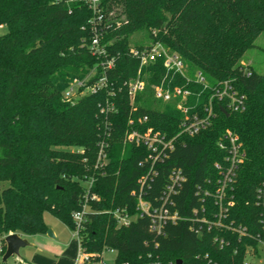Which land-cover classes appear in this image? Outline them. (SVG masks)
<instances>
[{
	"label": "trees",
	"instance_id": "16d2710c",
	"mask_svg": "<svg viewBox=\"0 0 264 264\" xmlns=\"http://www.w3.org/2000/svg\"><path fill=\"white\" fill-rule=\"evenodd\" d=\"M102 6L109 23L102 42L115 56L109 71L115 95L103 90L69 102L63 94L70 81L100 63L90 49L94 14L87 0H0V25L7 28L0 35V183L6 184L0 188V234L47 233V212L74 230L72 215L82 208L85 181L93 177L98 197L89 200L80 232L91 258L101 260L104 249H113L115 264H243L248 249L259 254L264 240L257 205V189L264 185V72L242 64L264 32V0H102ZM140 29L149 31L146 45L163 42L211 83L234 79L247 98L242 112L227 115L217 108L211 127L181 135L154 165L147 146L127 141V132L153 127L172 137L183 115L172 104L150 105L161 61L131 103L126 82L137 75L140 61L130 55V35ZM107 101L114 111H103ZM144 115L149 121L140 123ZM226 129L238 135L245 157L228 191L234 203L225 226L208 230L202 219H214L218 206L202 191L220 177L215 163L225 157L218 140ZM104 138L107 160L97 165ZM174 171L185 177L166 203L177 220L167 219L160 232L146 214L128 226L118 224L114 209L137 213L133 192L142 186L153 208L163 205ZM216 237L226 244L221 247ZM6 248L5 242L0 264H15L3 262Z\"/></svg>",
	"mask_w": 264,
	"mask_h": 264
},
{
	"label": "built area",
	"instance_id": "2783aa9c",
	"mask_svg": "<svg viewBox=\"0 0 264 264\" xmlns=\"http://www.w3.org/2000/svg\"><path fill=\"white\" fill-rule=\"evenodd\" d=\"M87 2L94 14L91 20L94 34L90 49L92 54L99 58L100 63L90 70L87 77H74L70 81L63 94L64 99L69 102L103 90H108L109 95H115L114 89H111L109 76V71L115 66V56L109 54L108 44L102 42L104 32L109 27L108 19L103 12L102 0H87ZM153 35L157 36L156 30L153 31ZM130 55L140 61L137 75L126 82L131 103L134 105L138 94L146 89L148 79L153 75L152 73H158V62L161 61L163 74L157 83L151 85L153 97L162 104H172L183 115L179 125L180 130L172 137H168L166 133L155 130L153 127H147L144 130L140 127H131L127 132L129 142L147 146L151 153L149 158L152 159L153 165L157 161L163 160L168 150L175 148L176 141L181 135L194 136L211 127L218 116L217 108L221 112V108H224L228 113L242 112L246 109V95L239 90L234 79L211 83L203 71L191 69L178 52L171 50L159 40L153 41L143 48L131 47ZM148 69H150L149 72ZM114 110V103L107 101L103 111L108 113ZM138 121L145 123L149 121V117L148 115L141 116ZM130 124H133V120H130ZM218 146L225 152L224 160L215 163L220 177L216 181V186H212V188L210 186L213 183L208 180L202 191L205 198L213 196L216 200L215 204L218 206V213L214 219L207 217L202 219L208 230H212L213 227L225 226L223 219L227 216L229 207L234 203L233 196L228 197V191L236 181L238 169L245 157V151L239 137L231 129H226L222 133L218 140ZM107 147L108 143L104 138L100 143L97 165H103L106 162ZM171 175V183L166 188L165 203L163 205L153 208L151 203L145 200L142 186L138 192H133L138 199L137 213L132 214L127 208L118 207L114 209L113 213L118 224L128 226L139 215L146 214L152 219L153 229L160 232L167 219L177 220L178 213L167 207L166 203L170 196L177 192L185 177L181 171H174ZM146 179L145 181L142 180L143 184ZM94 181L93 177L85 181L86 192L82 208L72 215L75 224L73 231L79 240L80 248L76 264L91 259V255L85 252L81 246L80 232L86 221L89 200L98 197L92 191ZM257 205L262 209L261 222L264 225V185L257 189ZM227 227L238 231L241 235L246 233L245 228L242 227L233 225H227ZM215 240L219 241L221 247L226 244L224 238L216 237ZM262 243H264V240L260 242V246ZM247 253L258 255L254 248L248 249ZM243 264H258V262L245 258Z\"/></svg>",
	"mask_w": 264,
	"mask_h": 264
},
{
	"label": "rangeland",
	"instance_id": "374dc122",
	"mask_svg": "<svg viewBox=\"0 0 264 264\" xmlns=\"http://www.w3.org/2000/svg\"><path fill=\"white\" fill-rule=\"evenodd\" d=\"M114 15L115 14L113 12H110L109 19L111 20V17ZM119 23L120 22L116 23V26H119ZM6 30V27L0 25V35L4 34ZM149 42V31L146 29L137 30L130 35L131 47H138L141 44L146 45ZM242 64L245 69L249 66H252L256 72H264V32L257 38L255 46L245 53ZM191 69L197 68H193L191 66ZM85 77H87V75ZM149 95L150 94H145L143 98L145 99ZM150 105L154 108L162 109L166 104H162L152 99ZM126 140L128 141L127 135ZM5 185L6 184L0 183V188H3ZM45 221L49 225V229L52 231H54V229L56 230L57 235L55 238L49 236L48 232L43 236L42 239L36 237L30 238L29 240L31 244L39 245L40 249L35 251V247L30 245L23 247L21 254L27 256L33 264H76L80 248L78 238L76 237L74 231L49 212L45 213ZM4 238L5 237L0 234V247L5 243ZM16 257L17 256L11 257L9 261H14ZM245 258L247 260L257 261L258 264H264V243L261 244L258 255L247 253ZM115 261L116 252L112 249H104L101 260H95L94 258H91L89 261L82 262L80 264H115Z\"/></svg>",
	"mask_w": 264,
	"mask_h": 264
},
{
	"label": "water",
	"instance_id": "95a60500",
	"mask_svg": "<svg viewBox=\"0 0 264 264\" xmlns=\"http://www.w3.org/2000/svg\"><path fill=\"white\" fill-rule=\"evenodd\" d=\"M222 112L228 115V112L224 109L221 108ZM48 234L51 237H55L54 232L51 229H48ZM5 242H6V252L3 255V262L8 261L11 257L13 256H19L20 255V249L23 247H26L29 245V241L25 238H23L20 234L18 233H11L5 237ZM176 264H183L182 259H178L176 261Z\"/></svg>",
	"mask_w": 264,
	"mask_h": 264
},
{
	"label": "crops",
	"instance_id": "0c3cea01",
	"mask_svg": "<svg viewBox=\"0 0 264 264\" xmlns=\"http://www.w3.org/2000/svg\"><path fill=\"white\" fill-rule=\"evenodd\" d=\"M48 225V224H47ZM48 227H49V225H48ZM54 234H55V236L57 235V232H56V230L54 229ZM46 233H40V234H36V235H21L23 238H25V239H27L28 241H29V245L28 246H34L35 247V251H38L39 249H40V246L39 245H34V244H31V242H30V238H33V237H36V238H43V236L45 235ZM55 238V237H54ZM36 241H38V240H36ZM78 243H79V240H78ZM27 247V246H26ZM21 250H22V248L20 249V255L19 256H17L16 257V259L14 260V261H11L12 263H15V264H33L30 260H29V258L27 257V256H25V255H22L21 254ZM33 253H35V252H33Z\"/></svg>",
	"mask_w": 264,
	"mask_h": 264
}]
</instances>
